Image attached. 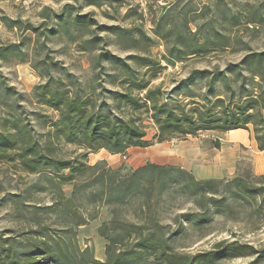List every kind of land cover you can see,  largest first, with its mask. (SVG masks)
<instances>
[{
    "label": "trees",
    "instance_id": "obj_1",
    "mask_svg": "<svg viewBox=\"0 0 264 264\" xmlns=\"http://www.w3.org/2000/svg\"><path fill=\"white\" fill-rule=\"evenodd\" d=\"M68 5L65 4L59 13L44 7L43 20L38 25L20 18L6 19L7 26L16 29L19 38L0 44V62L30 63L41 81L33 86L27 101L51 109L56 115L49 119L51 129L43 141L35 135L28 118L16 110L0 118V162H11L22 172L37 177L18 197H27L30 191H46L45 185H50L57 191L58 200L35 206L34 224L26 231L0 230V264H225L224 260L241 256L251 257L246 264L264 261V247L256 249L237 240L223 239L209 250L197 252L179 250L173 245L188 226L201 228L210 219L213 207L222 212L227 198L225 193L235 198L257 195L262 201L264 186L255 187L241 177L226 182L220 178L198 179L181 166L152 162H146L125 179L115 182V178L108 175L109 170H102L104 162L88 165L85 156L64 157L58 153L61 141L75 144L85 153L105 149L111 154H124L132 147H147L154 142L235 129L250 131L257 148L264 149V49L254 50L245 42L247 51L237 62L228 63L223 69H193L189 73L191 76L182 83L188 85L192 75L204 77L202 98L189 103L178 99L171 101V98L162 97L160 85L150 87L144 76L146 72L155 73L161 69L159 60L147 53L115 54L106 48L105 38L99 33L125 38L128 49L140 43L152 47L157 43L154 38L140 26L100 25L91 12L82 13L74 7L68 9ZM86 5L99 6L100 1L86 0ZM256 10L250 9L247 21L258 26L264 15ZM153 25L155 37L166 45L161 58L170 65L205 54L215 47L212 37L199 36L200 27L192 31L188 21L178 27L160 15ZM71 27V34L74 31L88 33L78 44L81 52L92 55L94 83L88 89L51 54L52 36L64 28L70 31ZM220 36L224 40L219 46L228 47L230 40ZM244 73L255 87L246 84ZM255 77L259 80L253 81ZM106 83L118 88H107ZM0 86L4 96L20 99L21 94L1 76ZM220 86L221 92L217 90ZM134 91L143 92L142 97ZM142 113L148 115L155 127L150 141L145 138ZM215 146L218 147V143ZM95 170L97 175L93 180L99 188L92 190L91 201L104 194L107 198L100 197L102 203H111L116 208L139 196L138 208L144 213L140 222L112 214L108 221L99 224L97 232L105 239L104 261L95 259L89 247L80 249L73 244L70 235L62 236L66 231L37 215L44 211L69 215V218L61 217L63 222L60 223L73 232L72 237L75 236L74 228L84 225L86 220L77 216L76 207L69 206L70 196L66 197L62 187L79 189L78 179ZM218 193L221 195L216 196ZM176 194L191 197L200 210L176 215L175 228L165 232V225L152 209L163 197Z\"/></svg>",
    "mask_w": 264,
    "mask_h": 264
},
{
    "label": "rangeland",
    "instance_id": "obj_2",
    "mask_svg": "<svg viewBox=\"0 0 264 264\" xmlns=\"http://www.w3.org/2000/svg\"><path fill=\"white\" fill-rule=\"evenodd\" d=\"M99 1L100 5L94 6L86 5V0H0V44L14 42L19 38L18 31L9 28L6 19L20 18L38 25L43 20L44 7L59 13L65 4H69L68 9L74 7L82 13L91 12L100 25H117L126 28L140 26L157 41L154 46L147 48L145 43H140L138 47L128 49V41H124L125 38L105 32L99 34L105 38L106 48L115 54L126 56L134 52L147 53L159 60L161 69L155 73L146 72L145 79L149 81L150 87L161 86L163 98H171V101L178 99L182 103L201 99L205 90V78L202 76L192 75L188 85L182 83L193 69H223L228 63L237 62L247 51L245 42L254 50L264 49V20L258 26L247 21L250 9L256 8L257 13L264 15V0ZM160 15H163L167 22H175L178 27L188 21L192 31L199 26V36L212 37L215 47L205 54L191 57L186 61L168 64L161 58L166 45L153 33V21ZM72 28L70 31L66 28L61 29L52 36L49 43L51 54L79 78L83 87L88 89L94 83L92 55L81 52L78 48L79 42L86 39L88 33L74 31L71 34ZM216 31L230 40L228 47L219 46L224 39ZM143 72L144 69H141V73ZM244 74L246 84L255 87V84L247 78L248 74ZM0 76L21 94L19 100L4 96L0 86V118L9 116L10 112L16 110L28 118L35 135L43 141L47 131L51 129L48 121L54 118L56 113L27 101L31 97L33 86L41 81L40 76L28 62H0ZM258 80V77L253 79V81ZM105 86L118 88L108 83ZM217 90L221 92L223 89L220 86ZM134 94L142 97L143 92L134 91ZM191 95L193 98L190 97ZM140 116L145 126V138L150 141L155 133V127L147 114L142 113ZM251 136L250 131L246 129L225 133L201 132L184 138L154 142L147 147H140L141 149H128L124 153L125 158L122 157L123 154H111L105 149L85 153L83 148L61 141L58 153L64 157H88V160H85L88 165L104 162L101 165L102 170H109L108 175L110 178L114 177L115 182L125 179L132 170L146 162H152L181 167L186 164L187 167L183 168L198 179L220 178L226 182L234 177H241L255 187H260L264 186V149L259 150ZM216 143L218 147L215 146ZM113 171L115 173H112ZM96 175L97 170L88 171L79 178L78 183L81 187L74 190L75 192L70 186L62 187L66 197L70 196L69 206L76 207L77 216L86 220L84 225L74 228L75 236L72 237L73 232L63 228L60 223L63 222L62 218H69V215L46 211L37 215L41 220L52 222L55 228L66 231L62 236L70 235L73 244L80 249L87 246L95 259L104 261L105 239L97 232L99 224L103 220L108 221L112 214L117 218L140 222L144 218V213L138 208L139 196L127 200L116 208L111 203L104 201L102 203V200L107 198L104 194L97 195L95 200L91 201L92 190L99 188V184L93 180ZM36 180L35 175L22 172L15 164L0 162V230L13 229L15 233L26 231L34 224L35 206H45L52 200H58L57 191L50 185H45L46 191L38 193L30 191L27 197L17 196ZM219 195L221 194L218 193L216 196ZM225 196L227 198L224 201L223 211L217 212L213 207L210 219L199 229L188 226L177 236L173 242L174 247L188 252L205 251L223 239L247 243L256 249L264 247V198L262 201L257 195L235 198L230 193H225ZM199 210L191 197L179 194L163 197L152 209L156 218L165 225V232L175 228L173 222L176 215ZM250 260V256H241L226 259L224 262L246 264ZM255 264H264V261Z\"/></svg>",
    "mask_w": 264,
    "mask_h": 264
},
{
    "label": "crops",
    "instance_id": "obj_3",
    "mask_svg": "<svg viewBox=\"0 0 264 264\" xmlns=\"http://www.w3.org/2000/svg\"><path fill=\"white\" fill-rule=\"evenodd\" d=\"M236 130H237V129H235V131H236ZM230 131H234V130H230ZM137 148H140V147H132V148H130V149H132V150H133V149H137ZM140 149H141V148H140ZM183 167H185V168H186V167H187V165H186V164H183Z\"/></svg>",
    "mask_w": 264,
    "mask_h": 264
},
{
    "label": "built area",
    "instance_id": "obj_4",
    "mask_svg": "<svg viewBox=\"0 0 264 264\" xmlns=\"http://www.w3.org/2000/svg\"><path fill=\"white\" fill-rule=\"evenodd\" d=\"M122 157L125 158V155L123 154Z\"/></svg>",
    "mask_w": 264,
    "mask_h": 264
},
{
    "label": "water",
    "instance_id": "obj_5",
    "mask_svg": "<svg viewBox=\"0 0 264 264\" xmlns=\"http://www.w3.org/2000/svg\"><path fill=\"white\" fill-rule=\"evenodd\" d=\"M85 160H88V157H86Z\"/></svg>",
    "mask_w": 264,
    "mask_h": 264
}]
</instances>
